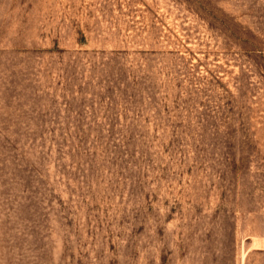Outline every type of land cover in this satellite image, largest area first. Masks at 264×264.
Segmentation results:
<instances>
[{
	"label": "rangeland",
	"instance_id": "obj_1",
	"mask_svg": "<svg viewBox=\"0 0 264 264\" xmlns=\"http://www.w3.org/2000/svg\"><path fill=\"white\" fill-rule=\"evenodd\" d=\"M0 264H264V0H0Z\"/></svg>",
	"mask_w": 264,
	"mask_h": 264
}]
</instances>
